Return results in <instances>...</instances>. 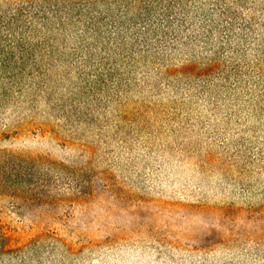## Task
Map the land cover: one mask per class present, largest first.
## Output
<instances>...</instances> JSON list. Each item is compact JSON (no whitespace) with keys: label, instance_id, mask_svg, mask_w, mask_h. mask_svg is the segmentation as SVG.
Returning <instances> with one entry per match:
<instances>
[{"label":"rangeland","instance_id":"obj_1","mask_svg":"<svg viewBox=\"0 0 264 264\" xmlns=\"http://www.w3.org/2000/svg\"><path fill=\"white\" fill-rule=\"evenodd\" d=\"M0 264H264V0H0Z\"/></svg>","mask_w":264,"mask_h":264}]
</instances>
